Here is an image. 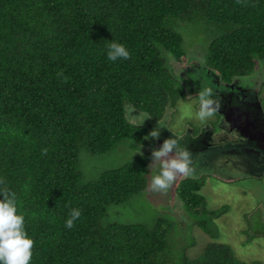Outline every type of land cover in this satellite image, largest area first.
<instances>
[{
	"label": "trees",
	"instance_id": "trees-1",
	"mask_svg": "<svg viewBox=\"0 0 264 264\" xmlns=\"http://www.w3.org/2000/svg\"><path fill=\"white\" fill-rule=\"evenodd\" d=\"M190 24L210 36L201 59L206 79L234 89L233 78L264 66V0H0V177L34 241L29 264H264L218 240L214 217L230 207L207 208L205 175L183 177L174 190L210 239L188 256L176 242L177 220L108 218L109 205L150 185V153L88 180L80 166L81 152L96 158L126 142L149 144V129L132 122L127 107L159 121L185 99L171 61L189 54L182 28ZM109 40L124 44L129 59L108 61ZM262 89L264 77L260 96ZM71 207L81 217L67 229ZM256 212L245 218L243 243L264 241Z\"/></svg>",
	"mask_w": 264,
	"mask_h": 264
},
{
	"label": "rangeland",
	"instance_id": "rangeland-1",
	"mask_svg": "<svg viewBox=\"0 0 264 264\" xmlns=\"http://www.w3.org/2000/svg\"><path fill=\"white\" fill-rule=\"evenodd\" d=\"M184 39L188 42V55L181 62H172L174 74L186 89L185 99L180 100L175 107L167 109L161 120L150 119L143 112H138L132 107H127L129 111L135 113V118L131 121L136 124L146 126L149 131L158 128L159 135L156 138L149 137L148 145L130 146V142L125 148L117 146L110 152H106L96 158L88 156L85 152L80 153V166L85 180L93 179L102 169H109L122 164L125 161L133 160L135 157L146 156L147 153L157 149L168 138H178V142L184 147L192 157V174L190 176L205 175V185L201 190L208 209H216L222 205H229L227 213L214 217L215 230H218L219 241L225 242L233 247L236 254L242 255L247 261L253 258H260L264 262V241L260 238L243 243L247 237L243 232L247 227L245 218L255 219L261 213L264 219V178H258L259 160L254 158V152L244 145H227L232 135L221 133L215 119L219 117L214 114L208 119L215 129V134L206 141L212 143L207 151L198 154L197 149L202 146L197 138L192 136L195 127L200 136L206 128L202 122L196 120L191 113L198 108V92L204 87H212L214 90L224 89L223 86H212L214 79H206L207 73L201 75L204 69L201 59L205 48L210 40L201 25L190 24L182 28ZM260 62V61H258ZM264 77V66H257V71L248 76L237 77L238 82L234 84V91L242 92L248 100H251L247 93L254 95L259 89V81ZM219 82V81H218ZM223 85V84H222ZM241 96V93H238ZM264 96V95H263ZM250 97V98H249ZM259 103V102H258ZM172 112L174 114L172 115ZM208 128V127H207ZM227 139V140H225ZM231 143V142H230ZM151 174L158 172V162L152 161ZM185 176H177L176 180L167 190H153L149 185L146 190L132 196L126 203L111 204L107 213L110 220L125 222H145L151 224L159 216L168 217L169 220H177L180 230L176 233V242L186 245L188 256L196 255L201 248L210 241L209 236L202 232L193 221L196 217H191L185 212L181 204H178L175 196V187L179 180ZM179 201V200H178ZM178 204V205H177ZM245 215L247 217H245ZM177 226V225H176ZM242 258V257H241Z\"/></svg>",
	"mask_w": 264,
	"mask_h": 264
},
{
	"label": "clouds",
	"instance_id": "clouds-1",
	"mask_svg": "<svg viewBox=\"0 0 264 264\" xmlns=\"http://www.w3.org/2000/svg\"><path fill=\"white\" fill-rule=\"evenodd\" d=\"M106 44L104 49L108 61L127 60L130 52L127 47L112 41ZM64 79L62 72L56 74ZM198 108L191 115L198 121L204 122L215 113L219 102L213 95L212 87H204L199 90ZM159 135L158 128H153L147 133L145 139L156 138ZM152 161L158 162V172L152 175L150 186L153 190H167L176 180L177 176H190L192 174V157L178 142V138H168L159 148L151 152ZM67 207V205H66ZM81 217L79 207H71L64 219V227L72 229L75 222ZM33 239L25 228V217L17 210V197L14 191L5 186V180L0 177V264H29L32 259Z\"/></svg>",
	"mask_w": 264,
	"mask_h": 264
},
{
	"label": "flooded vegetation",
	"instance_id": "flooded-vegetation-1",
	"mask_svg": "<svg viewBox=\"0 0 264 264\" xmlns=\"http://www.w3.org/2000/svg\"><path fill=\"white\" fill-rule=\"evenodd\" d=\"M255 68V71H257V66ZM260 84L261 81H259V89ZM212 86L229 88L228 90L218 88L214 90V97L219 102L217 113H215L218 114L219 117L217 120L215 119V125H218L221 133L227 134V136L229 134L232 135V138L228 139L231 142L230 145H244L254 152V158L260 161L257 177L264 178V89H262V96H260L258 92H254L252 96L248 92L247 96L251 97H249L251 100H248L244 93L238 92V90L234 91L232 88L233 85L230 83L221 85L214 79ZM238 93L242 95L239 96ZM206 124L208 126H206L200 136L196 137V141L202 144V146L197 149V151L199 150L197 152L198 154L204 153L209 149L212 143L210 140L209 142L206 141L212 134H215V129L211 127V122Z\"/></svg>",
	"mask_w": 264,
	"mask_h": 264
}]
</instances>
